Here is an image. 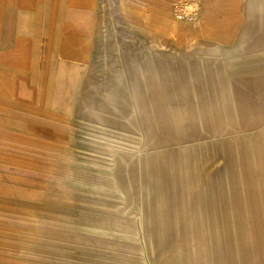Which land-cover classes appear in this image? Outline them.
Returning <instances> with one entry per match:
<instances>
[{"label":"crops","instance_id":"0c3cea01","mask_svg":"<svg viewBox=\"0 0 264 264\" xmlns=\"http://www.w3.org/2000/svg\"><path fill=\"white\" fill-rule=\"evenodd\" d=\"M198 1L184 21L173 0H0V195L50 180L91 130L78 116L108 113L94 86L102 101L115 82L149 113L166 99L228 156L259 146L264 172V0ZM39 240L0 235V264H65Z\"/></svg>","mask_w":264,"mask_h":264},{"label":"rangeland","instance_id":"374dc122","mask_svg":"<svg viewBox=\"0 0 264 264\" xmlns=\"http://www.w3.org/2000/svg\"><path fill=\"white\" fill-rule=\"evenodd\" d=\"M109 88L101 101L107 93L94 86L108 113L78 116L91 130L78 132L50 180L0 195V235L46 237L65 264H264L259 146L252 160L244 148L228 156L166 99L149 113L122 83Z\"/></svg>","mask_w":264,"mask_h":264},{"label":"built area","instance_id":"2783aa9c","mask_svg":"<svg viewBox=\"0 0 264 264\" xmlns=\"http://www.w3.org/2000/svg\"><path fill=\"white\" fill-rule=\"evenodd\" d=\"M199 9L198 0H173L172 13L177 20L195 21Z\"/></svg>","mask_w":264,"mask_h":264},{"label":"bare ground","instance_id":"6f19581e","mask_svg":"<svg viewBox=\"0 0 264 264\" xmlns=\"http://www.w3.org/2000/svg\"><path fill=\"white\" fill-rule=\"evenodd\" d=\"M123 79V78H122ZM250 144V143H249ZM253 153H254V149H253ZM258 156H260L259 152H257ZM253 158V156H251ZM240 178V177H239ZM241 182V181H240ZM242 185V184H241ZM242 188V187H241Z\"/></svg>","mask_w":264,"mask_h":264}]
</instances>
